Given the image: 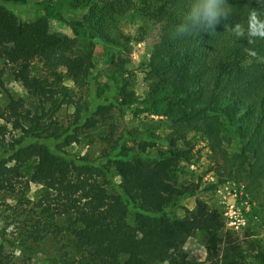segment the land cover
I'll return each mask as SVG.
<instances>
[{
	"label": "trees",
	"instance_id": "1",
	"mask_svg": "<svg viewBox=\"0 0 264 264\" xmlns=\"http://www.w3.org/2000/svg\"><path fill=\"white\" fill-rule=\"evenodd\" d=\"M60 1L64 6L56 13L54 2L48 0L43 2V15L21 22L5 4L26 0H0V55L8 57L15 79L40 102L31 117L13 104L0 113L7 123L27 120V132L20 137L0 125L5 148L0 157V192L15 190L21 167L34 161L29 181L43 187L39 206L50 215L73 220L70 236L87 264H184L173 249L196 231L206 233L209 257L218 256L225 244V224L217 210L197 200L182 220L169 221L164 211L191 195L189 186L178 185L174 177L180 164L190 159L194 139L220 155L216 168L206 173L214 171L226 180L242 182L252 192L264 186V40L248 44L246 35L236 37L233 32L237 24L246 31L250 10L264 13V0H220L227 16H219L214 30L197 28L196 20L189 18L193 9L202 11L205 0ZM130 14L152 24H168L170 32L163 42L175 47L170 57L148 66L147 90L140 102L145 112L164 117L162 134L138 143L127 134L138 153L157 148L156 160L129 161L115 155L107 166H96L83 158L58 156L32 141L61 138L49 120L67 98L46 79L35 80V59L47 63L60 52H70L69 72L74 79L88 78L94 68L88 55L75 53L76 39L55 32L51 23L57 21L74 33L93 30L105 45L122 48L124 36L118 24ZM200 22L206 25L203 15ZM182 24L190 31L177 32ZM246 48L257 55H248ZM118 78L113 92L122 98L119 105L130 106V83ZM114 101L92 106L84 115L78 104H67L77 111L78 128L93 130L108 119ZM71 134L65 142L77 141L74 131ZM225 146L233 149L227 151ZM111 168L120 179V193L107 190ZM124 198L145 219L148 236H139L128 223ZM0 264H28V260L16 258L0 244Z\"/></svg>",
	"mask_w": 264,
	"mask_h": 264
},
{
	"label": "rangeland",
	"instance_id": "2",
	"mask_svg": "<svg viewBox=\"0 0 264 264\" xmlns=\"http://www.w3.org/2000/svg\"><path fill=\"white\" fill-rule=\"evenodd\" d=\"M46 1L26 0L25 4L7 2L5 5L19 21L30 22L44 14L43 2ZM52 1L54 13L64 6L63 1ZM51 26L55 32L76 39L75 53L88 55L94 68L88 78L74 79L69 72L70 52H60L47 63L35 59L32 69L35 80L41 83L46 79L67 98L49 120L52 127L59 129L61 138L32 141L46 145L58 156L83 158L96 166H107V160L115 155L129 161L140 158L156 160L157 148L138 153L135 148L132 150L136 144L127 134L131 133L138 143L148 140L152 134L161 135L164 129V117L145 112L140 102L147 90L145 77L148 66L167 59L175 52L173 44L163 42L170 26L166 23L152 24L130 14L118 24L124 36L122 48L105 45L90 29L74 33L57 21H53ZM9 65L8 57L0 55V113L7 105L13 104L26 117H31L40 102L15 79ZM118 76L130 83L127 87L128 92L132 91L130 106H120L122 98L113 92V83L119 82ZM70 101L78 104L82 115L90 107L108 101H114V109L98 128L79 129L75 124L77 111L67 104ZM137 109L141 112H134ZM0 125L16 137L27 132L26 119L9 123L0 119ZM73 131L77 141L65 142V137L72 135ZM193 143L190 159L180 164L174 177L178 185L189 186L191 195L165 209L164 216L169 221L182 220L197 200L203 201L222 216L225 244L218 256L209 257L208 237L203 231H196L173 251L184 264H264V186L252 192L242 182L226 180L214 171L206 173L208 169L216 168L215 160L220 155L214 154L212 147L202 140L194 139ZM114 147L117 148L115 153L112 151ZM225 147L227 151L233 149V146ZM4 151L0 140V157ZM34 164L30 161L21 167L15 190L0 192V244L16 258L28 260V264H87L70 236L73 220L50 215L39 206L43 187L29 181ZM110 171L112 177L107 179V190L109 194L120 193V179L112 168ZM125 203L128 223L139 236H148L150 230L145 219L140 218L136 205L126 199ZM124 260L125 257L122 258Z\"/></svg>",
	"mask_w": 264,
	"mask_h": 264
},
{
	"label": "clouds",
	"instance_id": "3",
	"mask_svg": "<svg viewBox=\"0 0 264 264\" xmlns=\"http://www.w3.org/2000/svg\"><path fill=\"white\" fill-rule=\"evenodd\" d=\"M260 2V0H258ZM202 11H197L193 9V14L190 16V19L196 20V27L203 30L204 27H207L209 30H214L215 23L219 22V16L224 15L225 18L227 14L223 12L220 7V0H205V3L201 6ZM203 15L206 21V25H201L200 16ZM264 13L258 12L256 10H250L249 16L247 19V29L245 31L244 26L237 24L233 29L236 37H245L247 36L248 44H253L257 39L264 40ZM190 29L186 24H182L177 32L185 33L189 32ZM175 38V36L173 37ZM245 51L250 56H256L257 53L251 48H246Z\"/></svg>",
	"mask_w": 264,
	"mask_h": 264
}]
</instances>
